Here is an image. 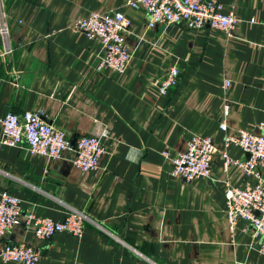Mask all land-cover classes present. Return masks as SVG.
Here are the masks:
<instances>
[{
    "label": "crops",
    "instance_id": "obj_1",
    "mask_svg": "<svg viewBox=\"0 0 264 264\" xmlns=\"http://www.w3.org/2000/svg\"><path fill=\"white\" fill-rule=\"evenodd\" d=\"M130 1L0 0V140L9 112L39 113L72 143L109 132L99 168L87 174L74 165V150L50 159L0 144V192L20 199L24 214L64 221L75 209L93 221L81 237L40 241L22 215L0 250L38 248V264H264L246 222L229 230L224 190L247 177L222 155L226 135L264 134V0H220L238 19L231 36L209 27L150 29ZM110 11L131 21L123 74L102 66L98 40L70 29ZM174 63L178 86L159 95ZM194 136L211 138L217 152L210 178L185 182L172 175L171 159ZM227 153L248 158L235 145Z\"/></svg>",
    "mask_w": 264,
    "mask_h": 264
},
{
    "label": "built area",
    "instance_id": "obj_2",
    "mask_svg": "<svg viewBox=\"0 0 264 264\" xmlns=\"http://www.w3.org/2000/svg\"><path fill=\"white\" fill-rule=\"evenodd\" d=\"M128 5L146 12L150 29L181 26L191 31H202L209 27L231 36L238 23L235 12L227 11L220 0H132ZM130 27L131 21L118 11L92 13L76 19L70 25L73 31L98 40L103 50L102 66L121 74L127 70L131 59L127 44ZM179 78L180 70L174 63L160 81L158 94L168 95L172 92L178 86ZM230 85L231 81L226 80L224 88ZM2 125L0 144L24 148L31 154L50 159L61 158L64 151L74 150L73 163L82 174L98 169L106 154L103 145V140L109 136L106 129L99 136H82L72 143L64 132L45 122L39 113L18 115L9 112ZM258 128L263 130L264 124ZM221 129L227 132L228 126L223 123ZM224 144L222 155L225 166L239 168L247 177L243 187L236 188L227 183L224 190L229 230L235 234L238 222H246L258 241V251L264 256V134L241 129L233 135H226ZM231 145L239 147L248 158L244 161L232 159L227 153ZM216 152L211 138L194 136L187 142L186 150L171 159L172 175L185 182L210 178ZM22 215L25 216L26 226L33 228L40 241L51 240L58 233L81 237L85 224L93 223L86 213L75 209L67 214L64 221L38 216L33 211L24 214L20 199L0 192V238L20 225ZM40 256L41 250L38 248L6 243L0 250V264H38Z\"/></svg>",
    "mask_w": 264,
    "mask_h": 264
}]
</instances>
